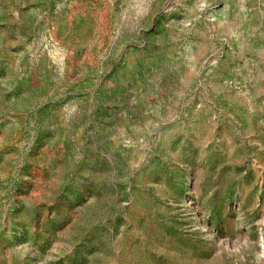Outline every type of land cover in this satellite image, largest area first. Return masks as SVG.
<instances>
[{"label":"rangeland","instance_id":"374dc122","mask_svg":"<svg viewBox=\"0 0 264 264\" xmlns=\"http://www.w3.org/2000/svg\"><path fill=\"white\" fill-rule=\"evenodd\" d=\"M0 264H264V0H0Z\"/></svg>","mask_w":264,"mask_h":264}]
</instances>
